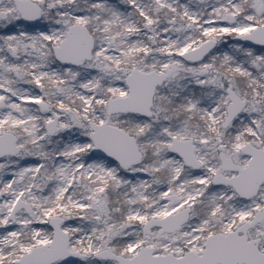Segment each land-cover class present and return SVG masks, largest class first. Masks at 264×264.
<instances>
[{"label": "snow or ice", "instance_id": "1", "mask_svg": "<svg viewBox=\"0 0 264 264\" xmlns=\"http://www.w3.org/2000/svg\"><path fill=\"white\" fill-rule=\"evenodd\" d=\"M0 264H264V0H0Z\"/></svg>", "mask_w": 264, "mask_h": 264}]
</instances>
